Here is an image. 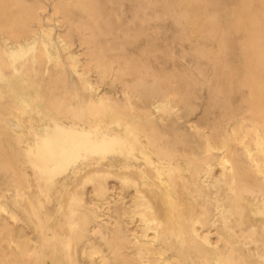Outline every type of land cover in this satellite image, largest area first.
Instances as JSON below:
<instances>
[{
    "label": "bare ground",
    "instance_id": "bare-ground-1",
    "mask_svg": "<svg viewBox=\"0 0 264 264\" xmlns=\"http://www.w3.org/2000/svg\"><path fill=\"white\" fill-rule=\"evenodd\" d=\"M76 5L90 8L89 3ZM40 10L38 6L23 9L16 0H0V83L7 88H0V124L14 146L7 149H15L3 160L14 201L9 211L0 205V229L9 234L6 264H44L32 242L21 244L14 236L19 221L14 208L29 213L47 245L72 249L77 226L73 215L85 206L79 202L82 192L81 197L77 192L78 203L73 196L80 188L78 181L81 177L100 181L108 175L130 191L112 200L106 185L105 193L95 200L94 214L85 226L96 224L89 232L101 241L105 253L97 248L87 251L89 264H95L92 259L100 253L98 264H238L236 253L239 260L246 254L264 263L263 33L256 32L243 43L260 57L259 72L248 74L242 83L248 90L244 101L248 116L242 115L230 133L217 128L204 132L201 125L195 126L203 145L196 154L182 142L171 145L154 134L156 119L148 112L136 115L128 93L123 107L107 93L100 95L85 69L95 63L110 73L111 67L91 49L90 61L79 70L80 60L69 51L68 39L42 29ZM262 15L259 23L264 22V10ZM30 21L41 27L38 33L31 30ZM52 80L61 81L70 96L76 97L78 90L89 93L85 107L73 108L57 89L47 88ZM159 93L162 100L154 110L179 120L175 104L186 101V95L171 83ZM90 157L93 161L81 163ZM6 212L9 219L2 225ZM40 216L55 229L52 237L43 232ZM63 224L69 227L67 240L61 232ZM212 230L215 239L209 236ZM73 263L82 264L75 259Z\"/></svg>",
    "mask_w": 264,
    "mask_h": 264
},
{
    "label": "rangeland",
    "instance_id": "rangeland-1",
    "mask_svg": "<svg viewBox=\"0 0 264 264\" xmlns=\"http://www.w3.org/2000/svg\"><path fill=\"white\" fill-rule=\"evenodd\" d=\"M16 1L23 9L37 6L41 8L38 13L42 18V29L55 37L60 33L68 39L69 51L80 60L79 70L90 61L92 49L106 66L111 67L110 73L104 72V67L97 68L95 63H90L89 68L85 69L88 79L100 91V95L107 93L123 107L127 103L124 94L128 93L134 105L133 112L136 115L141 112L151 113L157 121L153 133L164 136L171 145L182 142L188 152L198 154L203 145L196 134L195 126L201 125L204 132L217 128L221 133H230V130L238 125L242 115L248 116L244 102L248 97V90L242 83L248 74L259 72L260 57L253 54V50L245 47L243 43L244 39L256 32L264 35V22L259 23L263 20L264 0ZM79 2L89 3L90 8L77 6ZM57 6L62 10L56 12ZM20 17L24 18V15ZM28 25L33 32L40 31L41 27L36 22L30 21ZM261 51L262 49L257 53ZM43 80L44 83L48 82L46 77L42 78ZM167 83H171L186 95V101H178L175 104L179 120L168 116L163 110L153 108L162 100L159 91L165 89ZM48 84L47 88L57 89L60 98H66L73 108H84L89 100V93L81 90H78L76 97L70 96L69 90L62 87L61 81L55 84L52 80ZM0 88L5 91L6 84L0 83ZM159 118L163 119L162 123H158ZM0 119L1 123L3 118ZM147 128L149 130L150 126H146ZM7 134L0 124V151L4 153L0 152V205L9 211L14 203L13 190L10 186L11 177H8L5 171L3 160L7 153L15 154V149L11 150L14 146L9 142ZM3 139H7V142ZM9 146L11 148L7 149ZM89 161H93V157L81 163ZM77 168L76 166L75 169ZM83 178L78 181L83 190L77 188L73 195L78 203L79 198L77 199L76 195L79 193L81 197L82 192V201L79 202L81 205L85 204L73 215V220L77 223L75 232L73 231L72 249H76L71 251L75 252L73 258L70 257L71 247L64 250L59 244L47 245L40 240L42 236L37 232V225L35 226L33 220L28 217L29 213L24 209L14 208L19 218L14 236L18 237L21 244H25L27 240L32 242L44 264H74V259L75 262L89 264L88 257L94 248L105 253L101 241L95 240L89 232V227L96 224L90 222L89 226H85L86 220L92 219L93 204L105 193L106 185L110 187L109 198L112 200L128 195L130 190L122 187L118 178L112 175L102 176L101 182ZM93 185H96V188ZM65 200L64 198L63 202ZM88 215L89 217H86ZM41 217L43 232L52 237L55 229L47 227L48 223ZM7 219V212L2 213V225H5ZM58 219L63 221L61 216ZM66 226L68 225L63 224L61 227L65 239L69 229ZM151 233L152 231H149L150 235ZM215 233L216 231L212 230L209 236L215 239ZM8 238V231L1 228L0 264H6L9 252ZM78 245L82 246V250ZM239 255H234L238 264H264L261 259L246 254H242L243 262L239 260ZM94 256L92 260L98 264L102 260L101 253ZM33 261L34 259H29L30 263Z\"/></svg>",
    "mask_w": 264,
    "mask_h": 264
}]
</instances>
